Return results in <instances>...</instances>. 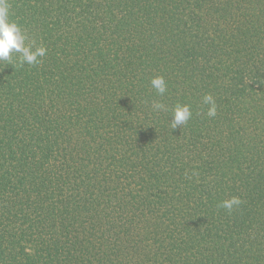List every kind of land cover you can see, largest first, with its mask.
Here are the masks:
<instances>
[{
  "label": "trees",
  "instance_id": "16d2710c",
  "mask_svg": "<svg viewBox=\"0 0 264 264\" xmlns=\"http://www.w3.org/2000/svg\"><path fill=\"white\" fill-rule=\"evenodd\" d=\"M8 3L0 264H264V0Z\"/></svg>",
  "mask_w": 264,
  "mask_h": 264
},
{
  "label": "clouds",
  "instance_id": "9594fccd",
  "mask_svg": "<svg viewBox=\"0 0 264 264\" xmlns=\"http://www.w3.org/2000/svg\"><path fill=\"white\" fill-rule=\"evenodd\" d=\"M46 54L47 48L42 44L37 45L36 41L30 39L21 25L11 19L8 0H0V62L12 64L15 61L17 67H23L25 64L35 66L41 62V58L45 57ZM151 86L161 96L167 91V84L163 76L153 77ZM203 102L209 105L207 115L215 117L217 106L213 96L206 94ZM152 108L153 110L163 111L165 110V105L154 101ZM191 118V106L177 103L172 109L170 126L173 130L177 127H182ZM241 203L242 201L239 197L232 196L221 201L218 206L231 212L234 207H238Z\"/></svg>",
  "mask_w": 264,
  "mask_h": 264
}]
</instances>
